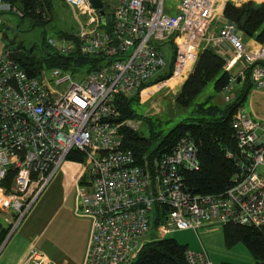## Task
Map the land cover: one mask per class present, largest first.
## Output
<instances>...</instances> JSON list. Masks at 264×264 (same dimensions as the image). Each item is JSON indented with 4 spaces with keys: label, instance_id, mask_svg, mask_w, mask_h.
Instances as JSON below:
<instances>
[{
    "label": "built area",
    "instance_id": "built-area-1",
    "mask_svg": "<svg viewBox=\"0 0 264 264\" xmlns=\"http://www.w3.org/2000/svg\"><path fill=\"white\" fill-rule=\"evenodd\" d=\"M55 1L75 10L88 31L80 28L68 39L49 40V50L100 56L106 63L83 76L53 69L29 77L7 49L0 54V189L11 176L6 200L14 224L0 241V254L72 153L83 157L84 183L77 198L91 221L85 264H132L150 234L155 207L164 217L158 239L211 226L263 227L264 126L239 109L232 121L237 153L227 154L235 169L231 185L219 195H192L182 174L198 170L195 143L181 138L148 167L146 156L137 160L123 147L121 129L127 123L118 122L114 101L134 98L168 65L169 80L187 79L210 43L226 72L239 66L229 85L246 76L250 87L264 92V44L248 50L230 23L217 37L207 38L213 0H173V9L165 0H116L107 32L91 29L99 26V18L88 0ZM2 13L23 17L9 0H0ZM165 45L174 49L171 64L161 50ZM224 100L230 101L228 96ZM185 262L212 264L204 250H187Z\"/></svg>",
    "mask_w": 264,
    "mask_h": 264
},
{
    "label": "trees",
    "instance_id": "trees-1",
    "mask_svg": "<svg viewBox=\"0 0 264 264\" xmlns=\"http://www.w3.org/2000/svg\"><path fill=\"white\" fill-rule=\"evenodd\" d=\"M12 4L18 5L23 11V17L28 16L34 20L36 25L45 24L44 15L50 20L49 14L52 12V0H9ZM107 26L110 23V15L104 6ZM223 17L228 23L235 26L244 38L254 41L258 45L264 44V2L255 3L252 1L243 3L241 6H234L227 2L223 8ZM47 20V21H49ZM98 28L108 31V27ZM58 38H70L66 34L58 33ZM11 53V58L29 76H37L43 68L59 69L76 75L79 70H85L79 76L87 75L102 68L106 59L102 57H81L77 54L61 56L50 50L42 48L47 58L38 59L27 53H20L18 49L6 48ZM174 49H172L173 52ZM17 51V52H16ZM47 51V52H46ZM173 53L171 54V62ZM167 71L157 76L155 82H150L132 99L126 100L116 98L114 107L119 113L118 122L139 119L130 107L131 101H138L141 93L146 91L153 84H157L171 77V66L168 65ZM234 70V69H233ZM231 70V72L233 71ZM224 70V61L217 54L216 50L206 48L202 51L198 60L183 86L175 103L181 111L190 107L204 91L206 86L212 83L213 90L221 93L229 85V80L233 77L232 73ZM235 75L237 72L234 73ZM248 83L245 90L249 89ZM243 103V96L237 97L234 103L228 105L225 111L219 112L215 107L206 110L209 113L219 114L211 120L189 119L177 124L164 137H151L149 140L141 139L137 133L129 129H121L123 136V147L130 150L135 158L142 160L143 156L149 154L148 160L153 161L165 154H169L181 138L192 140L197 147L196 160L197 171H184L182 174L185 190L192 195H219L231 184V178L235 173L232 160L227 158L228 153H237L236 143L233 136L232 121L234 113L240 109ZM210 110V111H209ZM179 111V112H181ZM158 142L157 148L149 152L150 143ZM69 161L83 162L82 154L72 153L68 157ZM11 182V176L2 184V188L7 191ZM82 185V184H81ZM161 208L155 207L154 219L151 225L149 236H156V230L163 223L164 217L159 216ZM223 239L226 247L242 244L250 253L255 264H264V226L255 229L242 226L228 225L222 228ZM8 230H2L0 241H2ZM185 246L177 244L174 240L163 238L159 240H149L138 251L132 264H186Z\"/></svg>",
    "mask_w": 264,
    "mask_h": 264
},
{
    "label": "rangeland",
    "instance_id": "rangeland-1",
    "mask_svg": "<svg viewBox=\"0 0 264 264\" xmlns=\"http://www.w3.org/2000/svg\"><path fill=\"white\" fill-rule=\"evenodd\" d=\"M102 2L108 10V14L111 13L116 2H114V0H102ZM52 5V12L49 14L50 20L44 15L45 24L43 25H36L34 20L28 16L21 19L14 14H0V54L5 51L6 48L13 49V52L15 49L21 50V48H25L28 50L34 49L33 55L38 59L47 58L45 55L46 53L41 54L42 48L46 47L47 50L49 49L47 45L49 40L57 42L59 39L57 34L60 33V31L67 30L77 32V29L80 28L84 31H88L84 25V19L79 16L75 10L71 9L61 1L53 0ZM173 5V0H165L166 8L173 9ZM171 13H173V10H171ZM91 29H97V27L94 26ZM97 31L101 30L98 28ZM236 35L241 37L243 42H248V39L244 38L240 32H237ZM161 50L168 51L171 54L174 53V51L172 52V48L168 49L166 46H163ZM50 52L53 53V51ZM42 71L47 72L48 75L50 73L48 71H51V69L43 68ZM62 72L67 73L64 71ZM83 72H85V70H79L76 75L79 76V74ZM234 76L236 77L235 74H233V77ZM168 81L170 80H163L157 84H153L146 89V91L144 90V92L141 93L138 101H131L130 107L139 119L124 121L127 123L125 129L137 133V136L141 139L149 140L151 137H164L177 124L183 121L189 119L211 120L213 117L218 118L219 114H212L206 110L210 107H215L219 112L223 113L227 106L233 104L235 99L241 95L243 96V103L240 109L245 111L246 115L253 122L264 126V92L256 91L252 87H249V89L244 91L245 85L248 82L246 76L240 81V84L236 82L233 85H229L231 91L228 94L226 91L216 93L213 90L212 83L209 84L200 96L192 102L190 107L182 111L177 108L175 100L179 96L181 87L184 83L171 81L167 84ZM226 96L229 97V103H226L224 100ZM238 111L239 109L234 113L233 117ZM177 112H179V115L176 114ZM157 145L158 142L152 141L150 143L149 152L155 150ZM148 155L149 154L146 155L143 161H146V164L149 167L152 161L147 159ZM156 159L157 158L153 161ZM58 180V178H54L50 184L46 186L47 188L44 189L42 194L43 196L41 195L38 202L34 204L27 216H25L26 218H24L18 227H16V231L18 230L17 232H21L24 226L38 213V211L40 213L42 210H45L50 206V204H54L58 200L59 192L55 188L58 184ZM10 185L7 191L3 188L0 189V227H9L7 229L8 231L9 229L11 231L14 227L13 216L6 200L9 196ZM70 203L71 198L68 199L64 208L69 207ZM41 213V216H43L45 212ZM9 224L11 225L8 226ZM19 226L21 228H19ZM221 229V227H219V229L204 228L196 233L189 231L176 232L166 238L174 240L181 246H187L189 250L193 251L198 250L201 246L202 249L207 252L213 264H255L250 253L242 244L226 247L224 239L222 238ZM152 239L159 240L157 237V230L156 236L145 238L142 246Z\"/></svg>",
    "mask_w": 264,
    "mask_h": 264
},
{
    "label": "crops",
    "instance_id": "crops-1",
    "mask_svg": "<svg viewBox=\"0 0 264 264\" xmlns=\"http://www.w3.org/2000/svg\"><path fill=\"white\" fill-rule=\"evenodd\" d=\"M213 1L214 12L207 30V38L217 37L223 26L228 23L222 14L224 5L227 2H231L237 7L249 1L255 3L264 2V0ZM114 2H116V0H114ZM106 11L108 12L107 9ZM79 30L81 29H77V32L62 30L60 33L66 35H76ZM243 43L248 50H254L258 45L249 39L248 42ZM165 46L168 49L172 48L171 45ZM204 47L205 45L203 44L201 49L203 50ZM227 47V44L223 45V48L227 49ZM207 48L215 50L213 43H210ZM163 52L165 53L164 55L166 61H170L171 53L168 51ZM237 70L238 66L232 71L233 74L237 72ZM185 80L186 79L172 78L167 82V84L171 81L184 83ZM176 114L179 115V112ZM54 178L59 179L58 184L55 187L59 192L58 200L54 204H50V206H48L45 210L41 211L43 213L45 212L43 216H41L42 213H39L38 211L36 214L37 216L35 215L24 226V228L22 227L23 230L21 232H17L18 230H15L16 232L11 235L7 245L0 254V264H85L91 221L82 214L80 201L77 198V190L80 185L84 183L82 178V165L80 163L67 161L61 166ZM42 194L43 192L40 194L39 198ZM69 198H71L70 206L64 208ZM38 200L36 202H38ZM10 225L11 224L8 226ZM20 226L19 228H21ZM8 228L9 227L1 226L0 233L2 230H7ZM211 228L219 229L218 226L207 227V229ZM185 247L188 251L192 252H199L203 250L201 246L196 251L189 250L187 246ZM208 259L210 260L209 256Z\"/></svg>",
    "mask_w": 264,
    "mask_h": 264
},
{
    "label": "water",
    "instance_id": "water-1",
    "mask_svg": "<svg viewBox=\"0 0 264 264\" xmlns=\"http://www.w3.org/2000/svg\"><path fill=\"white\" fill-rule=\"evenodd\" d=\"M91 7L97 12L99 23L102 27L106 26L104 4L102 0H88ZM14 41V40H13Z\"/></svg>",
    "mask_w": 264,
    "mask_h": 264
},
{
    "label": "flooded vegetation",
    "instance_id": "flooded-vegetation-1",
    "mask_svg": "<svg viewBox=\"0 0 264 264\" xmlns=\"http://www.w3.org/2000/svg\"><path fill=\"white\" fill-rule=\"evenodd\" d=\"M33 51H34V49H32V50H28V49H25V48H21V50H20V53H27V55H31V56H34L33 55ZM42 53L41 54H44V52L43 51H41Z\"/></svg>",
    "mask_w": 264,
    "mask_h": 264
},
{
    "label": "bare ground",
    "instance_id": "bare-ground-1",
    "mask_svg": "<svg viewBox=\"0 0 264 264\" xmlns=\"http://www.w3.org/2000/svg\"><path fill=\"white\" fill-rule=\"evenodd\" d=\"M109 15H110V13H109ZM99 26H101L100 23H99ZM101 27H102V26H101ZM105 27H107V23H106V26H105ZM105 27H104V28H105ZM97 29H98V27H97ZM101 31H102V30H101Z\"/></svg>",
    "mask_w": 264,
    "mask_h": 264
}]
</instances>
